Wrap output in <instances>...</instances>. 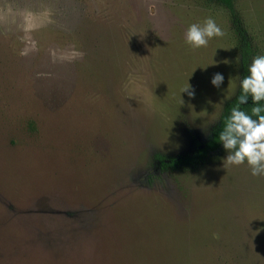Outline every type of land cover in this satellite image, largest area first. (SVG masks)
<instances>
[{
  "label": "rangeland",
  "instance_id": "374dc122",
  "mask_svg": "<svg viewBox=\"0 0 264 264\" xmlns=\"http://www.w3.org/2000/svg\"><path fill=\"white\" fill-rule=\"evenodd\" d=\"M233 7L264 53V0ZM205 16L224 35L193 49ZM238 44L216 0H0V264H264V176L157 158L208 137Z\"/></svg>",
  "mask_w": 264,
  "mask_h": 264
},
{
  "label": "clouds",
  "instance_id": "9594fccd",
  "mask_svg": "<svg viewBox=\"0 0 264 264\" xmlns=\"http://www.w3.org/2000/svg\"><path fill=\"white\" fill-rule=\"evenodd\" d=\"M223 35L222 28L213 17L205 16L186 26L183 40L186 45L196 49L206 47L213 37ZM246 71L245 75H236V87L240 94L237 96V103L223 117V125L216 137L225 150L223 168L246 163L251 175L264 176V53L254 54ZM223 80V74L215 72L209 82L213 87L220 88ZM181 93L193 97L194 86L188 82L181 88L180 95ZM249 98L252 106L250 111H245L240 105L248 103ZM217 118L221 119L219 114L215 119Z\"/></svg>",
  "mask_w": 264,
  "mask_h": 264
},
{
  "label": "trees",
  "instance_id": "16d2710c",
  "mask_svg": "<svg viewBox=\"0 0 264 264\" xmlns=\"http://www.w3.org/2000/svg\"><path fill=\"white\" fill-rule=\"evenodd\" d=\"M222 6H224L228 12L230 17L232 18L235 24V31L239 36V44L238 50L240 55V65H241V75L247 74V64L250 62L252 55V45L249 38V35L246 33V30L241 24L240 19L238 18L234 7L233 0H216ZM240 94L239 89L236 95L229 100L224 106L223 112L220 116L221 119L215 123L210 131L208 137L203 141H195L194 149L189 155H180L175 157H170L167 160L160 154H157V158L160 160L161 164L164 166H193L199 161L203 160L208 154L216 151L220 147V143L217 141L216 134L221 129L223 125V117L228 114L230 108L237 103V96ZM264 103V102H262ZM252 106L251 100L249 98V102L246 104L240 105L241 108L245 109V111H250Z\"/></svg>",
  "mask_w": 264,
  "mask_h": 264
}]
</instances>
